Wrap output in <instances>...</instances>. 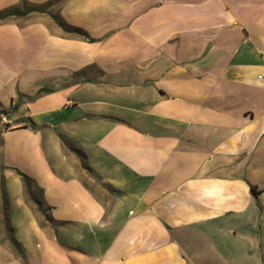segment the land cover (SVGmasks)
I'll list each match as a JSON object with an SVG mask.
<instances>
[{
	"label": "crops",
	"instance_id": "0c3cea01",
	"mask_svg": "<svg viewBox=\"0 0 264 264\" xmlns=\"http://www.w3.org/2000/svg\"><path fill=\"white\" fill-rule=\"evenodd\" d=\"M0 13V264H264V0Z\"/></svg>",
	"mask_w": 264,
	"mask_h": 264
},
{
	"label": "trees",
	"instance_id": "16d2710c",
	"mask_svg": "<svg viewBox=\"0 0 264 264\" xmlns=\"http://www.w3.org/2000/svg\"><path fill=\"white\" fill-rule=\"evenodd\" d=\"M8 14L9 13H5V14L0 13V18H5ZM19 173L23 181V186L25 189L26 196L31 198L35 202V204L38 206V209L44 212V210L42 209L40 200L35 196V193L32 190L31 178L22 172H19ZM251 190L255 193L254 186L251 187ZM46 219L51 221V218L49 215H46ZM0 231L3 234H5V236L9 239L11 244L14 246V248L20 253L21 245L15 238L14 233H13V228L10 224L9 200L7 197L5 178H4L2 166H0Z\"/></svg>",
	"mask_w": 264,
	"mask_h": 264
},
{
	"label": "rangeland",
	"instance_id": "374dc122",
	"mask_svg": "<svg viewBox=\"0 0 264 264\" xmlns=\"http://www.w3.org/2000/svg\"><path fill=\"white\" fill-rule=\"evenodd\" d=\"M32 190L34 191L35 196L40 200V196H41V195H40V191L34 189L33 186H32ZM26 197H27V200H28L29 202H31V203L35 206V209L37 210L38 214L41 215V216L46 220V215H48V214L45 212L46 208H44V207L42 206V209L44 210V212H43L42 210H39V209H38V206L35 204V202H34L31 198H29L28 196H26Z\"/></svg>",
	"mask_w": 264,
	"mask_h": 264
},
{
	"label": "built area",
	"instance_id": "2783aa9c",
	"mask_svg": "<svg viewBox=\"0 0 264 264\" xmlns=\"http://www.w3.org/2000/svg\"><path fill=\"white\" fill-rule=\"evenodd\" d=\"M1 122L3 124H5L6 126H9L11 124V120L9 119V117L5 114L1 115V118H0Z\"/></svg>",
	"mask_w": 264,
	"mask_h": 264
}]
</instances>
